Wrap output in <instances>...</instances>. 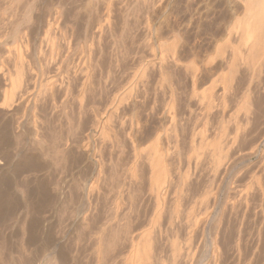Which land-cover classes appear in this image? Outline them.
<instances>
[{
	"label": "bare ground",
	"instance_id": "1",
	"mask_svg": "<svg viewBox=\"0 0 264 264\" xmlns=\"http://www.w3.org/2000/svg\"><path fill=\"white\" fill-rule=\"evenodd\" d=\"M69 1H71L73 5L75 1V6L78 7L76 5V0L73 1L69 0ZM239 1L243 3L242 19H238V18L236 19L233 16L231 17V20L233 18L234 19L232 21L230 20L231 22L229 21V24H227V26L224 27L220 39L215 41L212 50L209 53L207 51L208 54L206 58H204L203 64L200 61L199 62L201 64L197 63L198 61H195L197 56L195 60L191 59L189 62L186 61L187 63L185 64H180L181 60L176 57L177 54L175 56V53H173L175 51H173L172 45H168L165 54L161 56L158 62L156 61L155 63L154 60H151L152 62L148 61L147 63H144V65H142L143 66L142 70H140L141 73L138 75L137 79H135L136 77L134 78L131 77L134 79L132 81L129 79L130 78L129 77L128 79L132 82H130L124 89L121 88L120 90L119 88L121 86L123 87V85L116 88V90L119 88L120 91L119 90L118 91L120 93L118 91H114L115 89L113 90L114 94L116 95L112 94V96L113 95L114 96L112 99H110L109 102L110 106L108 105L109 108L106 106H105L106 109L103 108L105 111L104 113L103 112L99 113V111L94 110L95 108L93 107V105H95L96 107L97 104V101L96 104L93 103H95L94 101L97 99V98L95 99V97L98 96L96 91L98 90L99 85L103 87L102 84H105L104 82L105 80L102 81L101 78L99 79L102 81V84H98L101 83L99 79H96L99 80V82L93 79L94 76H96L95 70H97L98 68L100 71L102 67L99 68L98 66L103 65L102 62H101L102 65H99L100 63L99 64L97 63V59H91L92 53L96 54L98 51H96L95 53L94 51L89 50L91 56H89L87 53L86 55H88V58L85 55L83 56H85L86 58L82 57L83 58L82 59L81 57H79L80 60L78 59L79 62L76 63L78 65L75 67V71H74V67L71 66L73 72L72 70H70L71 72L69 71V69H71L70 67L69 69H67L66 66L67 64L64 65V71L65 68L67 69L65 72L61 71L63 70L61 68H63L62 64L64 63H62L61 65L59 64L60 65L59 67L58 65H56L58 62L56 58H58L59 54L63 50L61 49L62 51L60 52V49H57L58 42L56 41L57 43L55 44L54 40L56 36L63 39V36L61 35L60 37V34L62 33L64 34V32H59L58 30L63 31L62 29L59 28H61L62 25L64 28L68 21H70V23L71 21H73V19L77 16L74 15L77 14V10L79 7L76 10V8L72 5V3L70 2L67 3L69 4V6L72 5V7L75 8L76 13L73 11H72L73 15L71 13H67L66 16L70 14L69 17L71 18L72 15L74 18L72 17L71 20H68L69 17H67L68 19L67 18L66 19L68 21L66 23H65L66 21L65 14L67 11L65 9L66 8L65 0L63 1L65 4L61 2L59 3L57 2L54 8H52L51 10L49 9L50 11H48L45 8L49 14L47 16L48 20H46L47 28L46 27L45 28L48 29L49 31L55 28H56L55 30L58 29L57 31L59 33L58 34L59 36L55 35V38H53L52 36V38L49 40L48 44L50 45L49 46L50 50L48 47V51L46 52L42 51L44 54H42V52L40 51L39 52L44 56L43 57L44 59L46 58L45 63H47V59H49L51 62L49 66H52L51 68H53L52 63L54 62L55 67H58L54 69L55 70L60 69V71L63 72L66 76L62 75L61 72H60L61 74L59 73L56 74V76H52V77L48 75L49 79L45 80L46 81L45 82L43 80L44 78H42V75H39L40 79L42 78L38 83L39 84L38 88L41 87L39 88L40 90L36 91L37 92L36 95L34 94L32 95L31 93H28V90L31 91L33 89L30 88L31 89L30 90L29 87L32 86L34 87L35 85L34 79L36 78L33 75L37 73V71L33 73L32 69L34 67L33 66L31 67L29 65L30 62L28 63V65H25L27 63H23L24 60L23 57L26 56L25 55L26 53L25 54L23 53L24 51L23 52L21 51L24 54L23 56H21L22 53H20V51L16 52L17 61H16V65H15L16 67L14 73L12 72V74H10L8 71L6 72L7 74L5 72H4L5 74L0 73V97H1L0 118L2 119L1 121L2 125L8 124V127L12 129L13 133L15 132L14 134L16 135L18 134V136L24 135L23 129L25 127H29L30 137H28V133H27L26 135L28 138H26V140L28 143H30V145L34 147H38V149H41L42 151L44 150L47 151L48 150L47 147L50 148L49 146H52L50 148L52 149L51 151L54 152L55 150L56 154L59 156L58 157L55 155L57 158H59L58 159L59 165L55 167L56 172L59 173V176H57L56 180H53V182L51 183L52 184L51 191L56 192L63 202V206H62L63 211L59 212L57 217H59L58 221L60 220L62 221L63 220L62 218L64 217L63 220L64 222H62L64 224L62 225L61 222H58L57 225L59 226V229H57L55 231V234L53 235L51 231L53 230V227H51L52 222L46 219L42 227V235H43L42 245L37 246V244H35L34 242L32 236L33 234L32 235L30 234L31 232L30 227L33 226V225L31 226V223L33 224V220L32 221L30 220L29 222V220L26 218L23 224L20 225L23 229L22 232L24 236L23 238H25V240L27 241L26 244H28L29 246L28 249L27 247L25 248L23 245L24 244L23 242L25 241L22 240L23 244L21 245H23V250L25 249L26 251L27 249L28 251L27 253L28 255H26L25 253V256L28 257H26L27 258L26 261L25 259H23L24 262H27V264H254L257 262V264H259L257 261L259 260V258L255 262L256 259L255 258L256 253L254 251L255 248L253 249V247L251 246L246 247V245H244L245 242L247 241V240L245 241L244 238L248 239L245 235H249V234H244L243 217L245 218V214L247 212L249 213L251 212V214L249 215L252 216V213L254 211L255 214L254 213L253 214L256 215L257 218L254 219V217L253 216L252 217L253 220L256 221L258 220L257 233L256 232L255 233L259 240V238L262 237L261 236L262 232H264V181H263L264 180V149H263L264 148V0H239ZM109 2L110 0H87L85 4V9H83L86 10V12L85 11L84 12L88 13V16H91L90 14H92L94 10H97L96 6L98 5V3L102 5V8L103 10H105V12L103 13V15L101 14V17L106 23L104 22V24H99V23L96 24L97 26L99 25L98 28H96L98 29L99 33L101 32L103 33L104 28H106L105 24L109 23L110 21V20L108 21L110 16L109 12H111L109 11L108 8L109 4L111 3ZM38 3H39L38 0H34L27 7L26 10L27 12L25 15L33 13L35 7L39 8V6H37ZM143 3L144 4H142V6L145 5V2ZM80 4L81 3L79 2L78 5ZM72 7L67 8V10L69 9L68 12H71L70 9ZM37 9H35V11ZM36 12L38 13V10ZM80 12H82V10ZM126 12L127 11H125V13ZM3 13H5V11L2 12L1 14ZM21 16H23V14ZM136 19L137 18H135V20ZM87 21H89V19ZM132 22H134V20H132ZM136 22H139V19ZM146 22L150 24L148 21ZM67 24H68V28L67 27L65 28H67L68 30L71 27V25H69V23ZM133 26L135 25L133 24ZM34 29L36 28L34 27ZM138 29H139V25H138ZM71 30L68 31L71 32ZM53 31L54 30H52V32ZM238 31H240V34L238 36V45L236 47H230L229 51H226L227 43L229 41H232L233 36H235ZM66 32L64 36L65 39L63 41L68 42L67 41L68 38H66L68 34ZM95 32H97V30H95ZM54 33L55 32H53V35ZM50 35L51 34H48L49 38L51 37ZM101 35L102 34L99 35V38ZM59 38H56V40H58ZM95 38L96 37H94V39ZM100 39H102V36ZM58 45H59L58 48H60L61 45L60 42ZM55 46L57 51H55L56 50ZM101 52L100 54L103 53ZM61 55H63V53ZM61 55L59 56L61 58H58L60 60L62 59ZM101 56L100 58H102ZM65 57L66 59L63 60V62H66L68 61V59H70L67 57V55H65L63 58ZM97 57L95 56L94 58ZM192 57L194 58V56H191V58ZM119 58L121 59L122 57ZM30 60L32 61V58ZM73 61L75 62V60ZM50 62H48V64ZM43 63L42 65H39L42 66V68L43 65L45 64ZM114 63L117 64V61ZM155 64L157 65L156 69L159 72L158 73L159 75L157 73L156 74L158 75V77L160 76V79L161 78L163 79L165 75H167L165 78L169 79L175 74H177V73L174 74L170 73L172 71L171 69L172 67L174 68V70L178 69L177 72L182 70V73L180 72L181 73L180 75L182 77L181 76L180 78L177 77L179 76V74L175 75L176 79L175 80L173 79L174 80L173 83L168 82V86L166 82H164L167 90L164 88L165 86H163L162 88H164L167 91L166 93L169 99L168 101L165 100L167 104L164 107H161L163 108L162 110L159 109V106L157 109L161 111V114L159 113L161 118L167 117L168 122L167 121L166 122L169 124V126L167 127L172 131H174V136L172 137L175 143L171 142V144L173 143V146L177 145L179 143L178 142L179 140L181 141V139H179V137L181 136L180 133L183 134L186 131L185 130L186 123L189 121L190 124L192 125V121L194 122L192 126H188L190 127L189 129L190 133L188 131H186V133L190 138L188 139L190 144V152H191V154L189 155H192L191 157H194L195 159H192L194 160L192 161L190 160V158L189 159L186 158L188 161L187 163H185L187 165H185L186 169L183 170L185 171L183 173H181V171L179 172L178 169L174 167L175 166L174 162H176L175 159L179 153L171 152L169 148L166 147L165 149L163 145L162 147L164 148L161 147L160 140L162 135L160 134V132L157 131L154 132L150 138H148V135H145L147 136L146 137L147 139L151 140L149 141L150 144L144 150L138 151L139 147H137V139L141 132L139 127L140 123L138 122L139 120H136L135 118L136 113L133 106V104H135V102L137 101L135 102L133 101V104L131 105L133 107L128 108L131 109L130 114L126 113L123 109H121L126 113V115L129 114V117L128 116L126 117L125 114H124L125 116L122 114L121 115L122 117H118V119H116L117 118L116 115L118 114L119 111H121L120 107L122 106V104L124 105V103H127V101L132 98H136L137 100V98L139 97L138 100L140 101L141 99L140 97L141 96L143 97L142 92H144V90L147 89L149 83L147 81L148 78L147 76L150 75L149 79H152V81H154L153 79H155V78H150L151 75L153 74H150V72L148 71V69H151L150 71L152 72V69L155 68L156 66ZM45 65L46 66L44 68L49 69L47 64ZM200 65H203V67L200 68ZM107 66L108 64L106 65V67ZM42 68L40 67L39 70L41 71L43 70V72H45L44 69ZM105 68H103L104 72L106 70ZM34 69L37 70V68ZM170 69L171 71H169ZM241 70L244 71L247 70V74L242 75L243 73ZM57 71L59 72V70ZM147 71L149 73L145 75ZM104 72L102 74L103 79L106 78V76L104 77L105 74ZM117 72L120 71L118 70ZM168 72L171 75V77L168 76L169 75ZM70 73L71 74L73 73L74 75L73 74L72 75L74 77L77 76L76 74L78 73L80 78L79 76H77V78H79L80 80L77 79L76 77L75 78L81 81L80 82L81 87L79 86L80 89L77 87L78 92L76 89V91H74L76 92V95L71 97H69L68 94L69 87L71 86L70 82L74 79L75 81L73 80L74 82H72L74 84L77 80L74 77H71L72 75ZM39 74H43V73H39ZM60 75H62L63 77H61ZM97 75L100 76L101 74L99 75V73H97ZM132 75H134V73ZM107 76H108V72H107ZM110 77H108V79L106 78L107 79L106 82H111L109 81V79H111ZM46 78L48 77L46 76ZM165 78L163 79L164 81L166 80ZM157 79L155 82L152 83L155 84L157 82L156 83L157 85L159 83L158 82L159 80ZM170 80L172 81V79ZM94 81L97 83L98 88L96 87V83H94ZM28 82L30 83L28 84ZM152 83L149 84L152 85L153 87ZM159 85L160 84H158L157 86L159 87ZM181 85L185 87L184 93L183 91L182 92L180 91L181 90L180 88L182 87ZM105 86L106 85H104V87ZM160 86H162V84ZM104 87L101 88L102 90L100 88L99 89L103 91ZM107 88L108 87H106L105 89L107 90ZM105 89L104 91H106ZM159 90L162 91L160 87ZM168 90H169V94H168ZM55 91H59L58 93H62L61 95H63L62 96L63 99H61L62 101H57V99L62 98L59 97L60 95L58 96L59 98L56 99L57 102H60L59 104L60 106H58L59 108L57 107L59 109L58 111L59 115L57 114V111H55V109L57 108L54 107V104L51 101L53 100ZM154 94H156V92H154ZM104 95L105 94L103 93V96ZM148 96L146 95L145 99H147ZM106 98L107 97H105V99ZM142 99H144V97ZM45 100L46 102L48 100L49 104L50 103L53 104V105L51 104V106L55 108V109L53 108L54 111L56 112L55 116H59V118L63 119L65 121V127H66L64 132L63 131L61 133L59 132L60 134L53 132L57 136L54 135L55 137H52L53 139L51 141V144L50 145L48 144L49 146L47 145V142L49 143L48 139L45 138V140L47 139L45 144V140L43 137L44 135H42V131L46 132V130L43 129L45 128L46 125L45 119H47L45 114L46 112L44 110L45 105H39L45 102ZM131 101H129L130 104ZM141 101L143 102V100ZM69 102L73 103L75 107L68 105ZM99 102L101 103V101ZM69 106L76 109L74 110L72 108L73 109L71 110L72 115L71 114L69 115V112H67V108ZM159 110L158 112H160ZM72 111H75V114H73ZM90 111H93L94 113L95 111L98 112V114L95 113L98 116L99 114L102 113L105 118L97 119V117L95 116L96 117L95 120L93 119V117L91 118L92 122L91 119L89 118L91 122L90 127L89 124L87 127L86 126L84 127L83 126L84 121L82 122V120H85L84 118L88 116L87 113H89ZM89 114H91V112ZM23 115L25 116L24 118ZM101 116L102 115H100V117ZM239 116L241 117L240 120H239ZM86 122L88 123V121ZM87 123H85L84 125H87ZM159 125L161 124L159 123ZM116 128L119 129L118 132ZM51 131H56V130H50L48 131V133ZM211 132H212V136H211ZM207 133H210V136ZM165 134L167 133H164V136ZM179 134L180 136H178ZM172 137L168 139H171ZM186 138L187 136H185V139ZM23 139L25 140V138ZM95 139L97 140L94 141ZM144 140L143 142H145ZM97 141H98L97 144L94 143ZM182 141H184V139ZM20 143L22 144V141ZM126 144L127 145L129 144L128 146L130 147L128 148L129 150L128 149L127 150L130 151L131 149L133 151L131 152L133 153L132 154L133 158L129 165L122 164L120 162L121 159H124L123 156L125 155L123 154V151H125L126 148L128 147ZM106 145H108L107 147L109 148L106 149L108 150L112 149L114 154L115 155L117 154V159L119 156H122L121 159L119 160L116 159L115 161L116 156L113 157L112 155L113 157L112 158L110 156L111 151H109L110 152L108 153L110 154L109 156L112 159H114L112 160L110 158V160L112 161L108 160L109 162L107 163L108 165L111 164L110 167L108 165H105L104 167V164H106V162L103 163L102 162L103 160L101 158L102 156L101 154L104 152V151L102 152V148H104ZM179 147L182 146L180 145ZM93 148H94V152H92ZM172 148L175 151L177 146H175V148L174 147ZM90 151L92 153H90ZM142 151H145L143 152L145 154L143 157H142L143 154L140 155ZM96 153L97 156L100 157L99 159L102 161L99 160L101 162L100 163L97 160L95 163V167L93 166L97 170L95 178L88 179L82 177L81 179L80 177L79 179L77 178L75 179V177L73 176V168L75 167L72 166L73 160L69 161L71 157L70 155L72 154L76 156L79 155L80 157H84L86 160H90L91 157H93ZM257 155L260 156L262 159V161L260 162V160L257 158L260 162V166L257 165L256 168L259 167L260 172L258 174L256 172H255L256 174L253 173L252 177H250L252 180L251 181L249 180L250 182L248 185H245L244 187L245 190H244L242 189L243 187L242 188L239 187L242 184H236V178L238 177V176L236 177V175L241 167L243 168L244 166L245 169V165H247V162H249L252 156L256 157ZM78 157H76V159ZM187 157H189L188 153H187ZM178 159L181 160L180 157ZM259 162L257 161L255 163L259 164ZM180 163L179 165H181ZM143 166H145V168ZM107 167H108L107 170L108 172L105 171ZM182 167H179V170ZM16 169L17 168L16 167L14 168L13 166H6L5 168L0 167V175L1 173H3L2 171H6L9 172V175L10 177H12V179L16 178V175L18 173L15 172L18 171ZM251 172L252 171H250L249 173L252 174ZM243 174L245 173L243 172ZM144 183H146V187L144 186L145 185ZM236 185H238V187L242 190L238 191V188L236 189L237 187ZM18 189H16V187L15 189H9V190L4 189V192L10 194L9 196L14 197V194L15 195L16 193L20 194V192L22 191L21 190L19 192L20 189L19 190ZM31 192H32L31 198L34 201L36 190H31ZM0 196H5V195L2 193ZM0 198H2L3 201L5 200L6 205L9 204V206L11 205L10 202H13V201H9L10 198L8 196H7L8 200L6 198L4 199L3 197ZM146 198L148 199V201L152 203L151 204L152 209L151 211H149L150 212L149 215L147 213V211L149 210L148 207L147 210L145 209L146 206H144L146 204L145 202L147 200ZM184 200H185V204L184 203L183 204L186 205L187 207L185 206V208H182L183 206H181V204L182 202H184ZM2 203H0L1 208L2 206L5 207V204L3 205ZM148 203L149 202H147V204ZM31 206L33 207V205ZM28 208H30V206H28ZM30 210L32 212L31 208ZM29 213L27 215L30 216ZM239 213L242 214L241 218H239L240 216L238 217ZM225 214L228 215V216L226 215L227 221L224 220ZM8 216L11 215L8 214ZM33 216L31 217L33 218ZM231 216H235L236 218L238 217L239 224L237 226H230V224L234 223V222L233 223L230 222L232 220ZM247 217L250 218V216L248 215ZM246 219H244V221H246ZM234 224L236 225V223ZM245 224L246 223H244V225ZM250 224L252 223L250 222ZM2 232L0 233L2 234ZM180 232H182V234L180 235L183 237H180V235L179 237L182 240L181 239L178 240L179 239L178 234ZM252 233L254 234V232ZM29 235H31L32 237ZM233 235H235V238H233ZM5 236L7 237V235ZM227 236H229V238H227ZM8 240L10 239L8 238ZM67 240H69L68 242L70 245L66 244L68 243ZM261 240L262 241L260 242L262 248L263 246L262 244L264 243L263 242L264 240L263 239ZM256 244H259V241L256 240ZM4 245L1 246L2 249ZM65 245L68 246L69 250L66 247L68 251L65 249ZM247 245H248V241H247ZM20 251L18 253H20ZM262 253H263L262 254L263 257L261 258V260L264 258V251H262ZM20 254L22 255V253ZM12 255L14 254L12 253ZM20 259H18V261H22ZM8 263L10 264L9 261ZM20 263L22 264L23 262ZM262 264H264V262Z\"/></svg>",
	"mask_w": 264,
	"mask_h": 264
},
{
	"label": "rangeland",
	"instance_id": "2",
	"mask_svg": "<svg viewBox=\"0 0 264 264\" xmlns=\"http://www.w3.org/2000/svg\"><path fill=\"white\" fill-rule=\"evenodd\" d=\"M4 1H5V4H4ZM33 1L34 0H29V1L28 0H9V2H10L9 3L8 0H1V2L3 4L0 2V70H1L0 73L3 74L4 72L6 73L7 71L10 74H12V72L14 73L15 67H16L15 65H16V61H17V59H16V52L17 51H20V53H22L24 51L23 53L24 54L26 53L25 54L26 56L23 57L24 60L22 58L23 63H27L25 65H28V63L30 62L29 65L31 67L33 66L34 68H37V70H35L33 68L35 71L32 69L33 73H35L37 71V73H35L33 75L36 78V79H34L35 80L34 83H35L36 86L34 85V87L33 86L32 87H29V89L30 88L31 89L33 88L32 90L34 92L31 89H30L31 91L28 90V93H31L32 95L33 94L36 95V93H37L36 91H39L40 90L39 88H41V87L38 88V86H39L38 83H39V81L42 78H44L43 79L44 81L45 80H48L49 79V76L48 75H50V77L56 76V74H59L61 71L65 72L67 69H69V67L71 68V69H69V71L72 70V72H73L72 67H74V71H75V67L78 65L76 63H78L79 60H80L79 57H81V58L83 57L84 58L86 56L88 58V55L91 56V54L89 53V50L90 51L92 50L95 53H96V51H98L97 52L98 55H97V53L94 54V53L91 52L92 53L91 59H97V63L98 64L100 63L99 65H102V63H103V65L102 66H98L99 68L102 67L100 69V71H99L98 68H97L98 71L95 70L96 71L95 72V75L96 76H94L93 79L96 80V79L101 78L102 81L105 80L104 81L105 84H102V81L99 79L101 83H98V84H102L103 87H104V85H106L104 87V89L106 87H108L107 90L105 89L108 93L106 91H104V89H103V91H101L102 90L101 88H103V87H101V85H99V88L101 89L100 90L97 87V83L94 81V83H96V87L98 88V90L96 88V90H97L96 93L98 94V96L96 94L97 97H95V99L96 98L97 99L94 101L95 103H93V104H96V101H97V104H96V107H95V105H93V107L95 108L94 110L99 111V113L100 112H103V113L105 112L104 109H106V107H108V105L110 104L109 103L110 102V99H112L113 96L116 95L113 92L114 89H115L114 91H118L119 88H120V90H121V88L124 89L130 82H132L134 80L133 79L134 77H136L135 79H137L138 75L141 73L140 70H142V68H143L142 65H144V63H147L148 61L149 62H152L151 60H154L155 63H156V61L158 62L159 59L161 58V56H163L165 54V52L167 50L166 48H167L168 45H172L173 51H175L173 53H175V56L177 54L176 57L179 58L181 60V62H183V63H181L178 60L180 62V64H185V63L189 62L191 59L195 60L196 56H197L198 59L196 58L195 61H198L197 63L202 62V64H203L204 58H206L207 54L212 50L215 41L220 39V37H221V35L223 33V30H224V27L227 26V24H229V21L231 20V17L233 16L236 19L237 18L238 19H242V17H243V3L240 2L239 0H110L111 3L109 2L110 4H109V7H108L109 8V11H111V12H109L110 16H109V19H108V21L109 20L110 21H109V23H107L108 25L105 24L106 25V28L107 27H109V28H107V29L104 28L103 33L104 32L105 33L103 34L102 32L99 33L98 32V29H96L99 26V25L98 26L96 25L97 23L104 24V22H105L103 20V18L101 17V14L103 15V13L105 12V10H103L102 5L100 3H98V5L96 6V9L97 10H94L93 11L94 13L92 12V14H90L91 16H88V13H85L86 10H83V9H85V4H86L87 0H82V1L81 0H76V5L79 8L81 7L80 9L75 6V1H74V5H73V3L68 0L76 8V10H77V8L80 11L82 10V12H80V11L77 10V14H75L76 13L75 8H73L72 5L69 6V4H67V3H69L67 0H65L66 1V4L63 2L64 0L63 1H60V0H38L39 3H38L37 6H39V8L38 7H35L34 10H33L34 12L32 11L33 13L28 14V15H25L26 12H27L26 11L27 10V7ZM57 2L58 3L61 2V3L65 4V6H66L65 9H66L67 12L65 14V20H66L65 23L68 20H71L72 19V17H73L72 16L73 15L72 13L73 12H75L74 13L75 14L74 16L77 15L75 17L76 19L73 17L75 20L73 19V21H71V23H70V21L67 22V23H69V25H71V27L69 26L70 28L68 29L69 31L72 29L71 32H69L67 30V28H68V24L67 23L65 25V27H67V28H65V27L63 28V25H62L63 23L61 24L62 27L60 25L61 28H59V29H62L63 31L58 30V29L57 30L59 32H64V34L63 33L60 34V37L62 35L63 36V39H61V38H59V37L56 36V38H59L58 40H56V38H55V35H58L59 34L58 31L55 30L56 28L55 29H52V30H54L53 32H55L54 35H53L52 30H50L51 31L50 32L48 29H46L47 28L46 20H48V17L47 16L49 15L48 14V11H50L52 8H54V6H55V4H57ZM79 2L82 5L81 4L78 5ZM143 2H145V5L142 6V4H144ZM148 5L149 6L151 5V6L149 7ZM153 5H154V7H153ZM144 6H145V8H144ZM70 7H72L70 9L71 12H68L69 9L67 10V8H70ZM41 8H42V10H41ZM4 9H6V10H4ZM35 9L38 10V13L36 12L37 10L35 11ZM4 11H5V13L1 14ZM125 11H127V12L125 13ZM144 11H146V12H144ZM67 13H71L72 14L71 15V18L69 17L70 14L68 16H66ZM145 13H146L147 16L145 15ZM22 14H23V16H21ZM42 14H44L45 17ZM92 15H93V17H92ZM20 17H22V18H20ZM67 17H69V19ZM133 17H135L137 19L135 20V18H133ZM131 18H132V20H134V22H132ZM88 19H89V21H87ZM138 19H139V22H136V21H138ZM32 20L33 21L36 20V21L33 22ZM41 20H43V21H41ZM146 21H148L151 25L148 24ZM72 22H74V23H72ZM143 22H145V23H143ZM35 23H36V25H35ZM29 24H31V25H29ZM133 24L135 26H133ZM94 25H96V26H94ZM138 25H139V29H138ZM34 27L36 29H34ZM131 27H133V28H131ZM142 28L144 29V31H143ZM140 29H142V30H140ZM95 30H97V32H95ZM56 31H57V34H56ZM66 31H68V32H66ZM47 32H48V34H51L50 35L51 36L50 38H49ZM65 32L68 34V36H66V38H68L67 39L68 42L70 41L69 43L66 42V41H63L65 39V37H64L65 36ZM94 33L95 34L97 33L98 35L97 34L95 35ZM148 33H149V35H148ZM100 34H102L101 35L102 36V39H100L101 36L99 38V35ZM239 34H240V31H238L236 33V35L233 36L232 41H229L227 43L226 51H229V48L230 47H236L238 45V36H239ZM146 35H148V36H146ZM52 36H53V38H55V40H54L55 41V44L57 42H58V44H59V42L61 44L60 45V48H58L59 45L57 44V49H60V52L62 50L65 52V53L63 51L61 53L59 52L60 53V54L58 53L59 56L63 53V55L64 54L67 55L68 58H70V59L72 58L71 59L72 61L70 59H68L69 62L66 61L68 63L71 62L70 64H68L66 62H63V60L66 59V57L63 58L65 55L64 56L61 55L62 56V59L61 60L58 59V58H61L59 56H58V58H56V60L59 62L58 63L56 61L57 62L56 65H58V67L62 63H64V64H62L63 68H61V69H63V70H61V71H60V69H56V70L54 69V68H58V67H55L54 62L52 63L53 64V68H51L52 66H49L51 64V62H50L49 59H47V63H45L46 62L45 61L46 58L44 59L43 58L44 56L42 55V54H44L43 52L48 51V47L50 46L48 43H49V40L52 38ZM93 36L96 37V38L94 39ZM97 36H98V38H97ZM47 38H49V39H47ZM93 39H94V41H93ZM46 40H48V41H46ZM45 45H47V46H45ZM68 46H70V47H68ZM99 48H100V50H99ZM55 49H56V46H55ZM57 49L55 51H57ZM49 50H50V47H49ZM39 51L40 52L43 51L42 54H40ZM101 51L104 53V56L105 57L103 56V53ZM207 51H208V53H207ZM100 52L102 54H100ZM23 53H22L21 56L24 55ZM87 53H88V55H86ZM117 53H119L120 55L117 54ZM204 54H206V55H204ZM83 55H85V56H83ZM93 55H94V57L95 56L97 57L99 55L100 56L102 55L101 57L104 58V59L100 58V56L97 57V58H94ZM113 55H114V57L116 55V57H115L116 60L114 59ZM191 56H194V58L193 57L191 58ZM119 57H122L121 58L122 60ZM31 58H32V61L30 60ZM43 60H44V63L47 64V66L49 67V69L47 68L48 70L44 68L46 65L43 63ZM73 60H75V62ZM116 61H117V64L119 62L120 65L119 64L117 65L116 63H114ZM32 62L34 63V65H33ZM48 62H50V63L48 64ZM42 63L44 64L43 65V68H42V66H39V65H42ZM65 64H67L66 65L67 66V69L65 68V71H64V65ZM107 64H108V66L106 67ZM40 67L42 69H44L45 72H43V70L42 71L39 70ZM201 67H203V65H200V68ZM103 68L106 69L105 72H104V69ZM116 68L120 72H117L118 70ZM156 68H157V65L155 66V68L152 69V72L150 71L151 69H148V71L150 72V74H153V75H151L150 78H155V79H153L154 81H152V79H149V76H150L149 75V76H147L148 77L147 78V81L149 83H152V82H155L157 78H159V79H157V80H159L158 81L159 82L158 84H160V85L162 84V86L159 85V87L162 89L163 93H162V91L159 90V87L157 86L158 84L156 85L157 82L155 84L152 83L153 84V87H152V85H150L148 83V86H147V89L148 90L145 89L144 90L145 93L142 92V95H143L144 99L146 98V95L148 96V94H149V96L147 97V99H145V100L142 99L143 98L142 96L140 97L141 98L140 101L138 100L139 97L137 98V100H136V98L129 99L127 101V103L130 104L129 101L132 100L131 101V104L130 105H128L127 103H124V105L122 104V106H125V107H122L121 106L120 107V110L123 109L126 113H129L130 114L131 113V109H128V108L129 107L132 108L134 106V110H135V113H136L135 118H136V120H139L138 122L140 123V125H139L140 132L142 133V134L141 133L139 134V137H138L139 140L137 139V147H139L138 148V151L144 150L150 144L149 141H151V140L150 139H147L146 138L147 136H145V135H148V138H150L151 135L154 132H156V131L157 132H160V134L162 135L161 136V140H160L161 141L160 142L161 143V147L163 145L165 147V149L167 147V148L170 149L171 152L179 153L178 156L175 159L176 162H174L175 163L174 164L175 165L174 167L177 168L179 172L181 171V173H183V172H185L183 170L186 169V166L185 165H187L185 163H187V161H188L186 158H188V159L190 158V160L195 159L194 157H191L192 155H189V154H191V152H190V144H189V141H188V139H190V138L188 137V135L186 133V131H188L190 133V131H189L190 127H188V126H192L194 122L192 121V125H191L189 121L187 122L188 124L185 121V123H186V129L185 130L186 131L183 134L180 133L182 137L180 136V134L178 135V136H180L179 139H181V141L178 139L179 140L178 141L179 143L177 142L178 143V144L176 143L177 145L174 144L175 146H177L176 149H178V150L180 149V150L178 151V150L175 149V151H174V149L172 148V147L175 148V146H173V143H175V141L173 140V137H172V136H174V131H172L171 129H169L167 127V126H169V124L167 123L168 122L167 117L166 118H164V117L161 118V116L159 115V113L161 114V111L160 110L163 109L161 107H164L167 104L166 101H168V99H169V97H167L168 96L167 93H166L167 92L166 91L167 88H166L164 82H166L167 86H168V82H170V83L172 82L173 83L174 80L176 79V76L175 75L179 74V76H177V77L180 78V76H181L180 74L182 73V70L178 71L179 72L178 73L177 72L178 69L177 70L175 69L176 70L175 71L174 68L172 67L171 68L172 71H175V72H172L171 69H170L169 70V71H171L170 73H173V74L174 73H177V74L174 75L175 77L174 76L171 77V75L168 72V74H169L168 76L171 77V78L168 77L169 79H167V78H165L167 75H165L164 78L166 80L164 81L163 80L164 78L163 79L162 78L160 79V76L158 77V75H159L158 73L159 72H158V70ZM53 69H54V71H53ZM57 70H59V72ZM101 70H103V71H101ZM52 71L55 72V73H53ZM121 71H123V72H121ZM148 71H147V73H145V75H147L149 73ZM241 71L243 73V74L241 73L242 75H246L247 74V70L246 71L241 70ZM51 72H52L53 75L51 74ZM63 72H61L62 75H65ZM103 72L105 73L104 74V77L106 76L107 79H108V77L111 76L110 77L111 79H109V81H111V82H106L107 81L106 78L103 79V75H102ZM107 72H108V76H107ZM39 73H43V74H39ZM47 73H50V74H47ZM97 73H99V75L100 74L101 75L98 76ZM133 73H134V75H132ZM122 74H124V75H122ZM39 75H42V78L41 79H40V76ZM62 75H60V76L63 77ZM73 75L71 77H74ZM76 75L79 76L78 73ZM46 76L48 78H46ZM77 76H75V77L77 78ZM152 76H154V77H152ZM131 77H133V78H131ZM38 78H39V80H38ZM79 78H80V76H79ZM79 78H77V79H79ZM128 78L130 80H132V81H130ZM170 79H172V81ZM73 80L70 82V85L73 88L71 86L69 87V92H68L69 97L76 95V92H74V91H76V89H77V92H78L79 86L81 87V83H80L81 81H79L80 79L77 80L74 84L72 82H74L75 80L74 81ZM99 80H96V81L99 82ZM45 82H43V83H45ZM29 83L30 82H28V84ZM79 83H80V85H79ZM109 83H110V85H109ZM114 85H116V86H114ZM121 85H123V87ZM119 86H121V87H119ZM163 86H165L164 88L166 90L164 88H162ZM117 87H119V88L116 90ZM157 88H158V90H157ZM163 89L165 90V92H164ZM180 89H181L180 90L181 92L182 91H183V93L185 92V87L184 86H182ZM147 91H148V93H147ZM150 91H151V93H150ZM58 92L59 91H55V93L58 94V95H56L54 93V96L55 97L53 96V100H51L53 102L55 108H57L58 106H60L59 105L60 102H57V101H62L61 99H63V97H62L63 95H61L62 93H58ZM154 92H156V94H154ZM103 93L105 94L104 96H103ZM112 94H114V95L112 96ZM150 94H151V96H150ZM162 94H163L164 97L162 96ZM168 94H169V90H168ZM58 96L59 97H62V98H59ZM102 97L106 101H104ZM105 97H107L108 99L107 98L105 99ZM157 97H158V99H157ZM159 97H161L162 100ZM57 98H59L60 100L57 99ZM100 98H101V100H100ZM165 98H167V99H165ZM56 99H57V101H56ZM98 99H99V101H101V103L98 101ZM141 100H143V102ZM157 100H158V102H157ZM133 101L134 102L137 101V102H135V104H133ZM45 102H46V100H45ZM45 102H43L42 104H39V105H45L44 110L46 112L45 114H46V117H47V119H45L46 120L45 121V124L47 126L45 125V128H43V129L46 130L47 134H46L45 131H42V135H44L43 136L44 137V140H45V138L48 139L49 143L47 142V145L48 144L50 145L51 144V141L53 139L52 137L57 136L54 133H57L58 134L59 132L60 133L62 131L64 132L65 129H66V127H65V121L63 119L59 118V116H55L56 115L55 114L56 113L55 111H57V114L59 113L58 112L59 111V109H58L59 107L57 108L58 109L57 110L53 106H51L52 103L49 104L48 100H47L46 104H45ZM132 104H133V106H131ZM68 105H71V106L75 107L73 105V103H71V102H69ZM89 105H91V104H89ZM50 106H51V108H50ZM71 106H69L67 108V112H69V115L71 114V110L74 109ZM97 106H100V107H97ZM158 106H159V109L160 110L157 109ZM53 108L55 109V111H54ZM74 110H76V109H74ZM123 110L119 111V112H122V113H119L118 112V114L116 115V117H117L116 119H118V117H122L121 116L122 114L123 115L124 114L126 115V113ZM152 110H153V112H152ZM158 110L160 112H158ZM93 111H90L91 114H89L90 112L87 113L88 116L86 118H84L86 121H88V123L85 120H82V122L84 121L83 122L84 124L87 123V125H84L83 124L84 127L85 126L87 127L88 124H89V127H90V124L92 122V119H91L92 117H93L94 120H95L96 117H97V119H101V118L104 119L105 118L102 113L99 114V116H98L97 115L98 112L95 111V113H97V114H95ZM155 111H156V113H155ZM149 112H151V113H149ZM72 113L75 114V111H72ZM129 114L126 115V117L127 116L129 117ZM100 115H102V116L100 117ZM155 115L158 116V117H156ZM24 117L25 116L23 115V118ZM89 118L91 119V122H90V119ZM240 118L241 117L239 116V120H240ZM159 120H160V122H159ZM1 121H2V119L0 118V123H1ZM198 122H200V121H198ZM159 123L161 125H159ZM141 124L144 125V126H142ZM6 125H7V127H6ZM6 125H2V123H1V126H0L1 127V129H0V167L1 168H3V167L5 168L6 166H13L14 168L15 167L17 168L16 170H18V171H15V172H18V173L16 175V178H13L12 179V177H10V175H9V172L2 171L3 173H1V175H0V195L3 193L5 196H0V197H3L4 199L5 198L7 199V196L9 198L11 197V196H9L10 194H8L7 192L6 193L4 192V189L5 190H9V189H15V187H16V189H18V188L20 189V190L18 189L19 192L21 190L22 191L20 192V194L19 193H16V195L14 194V197L12 196L13 198L12 197L10 198L9 201H13V202H10V204H11L10 206H9V204L6 205V201L4 200L5 201L4 202L3 199L0 198V201L2 199V201L0 203L4 202L2 204L3 205L5 204V207H6V210H5V207L4 206H2V208L0 207V218L2 216V218L0 219V232L3 231L2 234L0 233V238H1L0 241H1V243H3V244L0 243L1 244L0 245V249H1V251H0V256H1V258H0V260H1L0 261V264L1 263L2 264H9L8 261L10 262V264H21L20 262H23L22 264H27V262H24L23 259H25V261H26V259H27L26 257H28V256H25V253H26V255H28L27 254L28 253L27 249L29 248V246H28V244H26L27 241L25 240V238H23L24 237L23 236V233H22L23 232V229L20 226V225L23 224L24 220L26 218L29 220V222H30V220L31 221L33 220V224L31 223V226L32 225L33 226L30 227V229H31L30 234L31 235L33 234L32 236H33L34 242H35V244H37V246L42 245V240H43L42 227H43L44 222H45L46 219L47 220H50L52 222L51 227H53V230H51V231H52L53 235L55 234V231L57 229H59V226L57 225L58 222H61V223L64 222L63 221L64 220V217L62 218L63 219L62 221L61 220L58 221L59 220L58 219L59 217H57L58 216V213L63 211V207H62L63 206V202H62V200L60 199L59 195L56 192L51 191V187H52V184L51 183L53 182V180H56L57 176H59V173L56 172V168H55L56 166L59 165L58 164L59 163V160H58L59 158L56 157L58 155L56 154L55 150H54L55 154H54L53 151H51L52 149H50V148L52 146H49L48 145L50 148L47 147V149H48V150L46 149L47 151H45V150L42 151L41 149H38V147H34V146L30 145V143L27 142L26 138L30 137L29 127H25L23 129L24 135H21L22 136L21 137V136H18V134L17 135L14 134L15 132L13 133L12 129L8 127V124H6ZM187 127H188V130H187ZM10 129H11V132H10ZM116 129H117V132H118L119 129L118 128H116ZM50 130H56V131H51V132L48 133V131H50ZM153 130H155V131H153ZM148 132H149L150 135L148 134ZM27 133H28V137L26 135ZM164 133H167L169 135L165 134V136H164ZM207 134H209V136H210V133H207ZM184 135L187 136L186 139H185V136ZM211 136H212V132H211ZM170 137H172V138L171 139H168ZM23 138H25V140ZM21 139H23L24 141L21 140ZM47 139L45 140V144H46ZM183 139H184V141H182ZM96 140L97 139H95L94 141H96ZM143 140L145 142H143ZM21 141H22L23 146L20 143ZM171 142H173V143L171 144ZM94 143L97 144L98 141L97 142H94ZM180 145L182 147H179ZM107 146L108 145H106L104 147L105 149L102 148V152L104 151L103 152L104 155H103V153L101 154L102 155L101 158H102L103 161L99 159L100 157L97 156V153L93 156L94 158L91 157L90 160H86L84 157H80L79 155L78 156L80 158L78 156L74 155V154L70 155L71 157H70L69 161H72L73 160V163H72L73 165L72 166L75 167V168H73V176L75 177V179L76 178L79 179L80 177H81V179H82V177L88 178V179H91V178L94 179L95 176H96V172H97L96 168H94L95 167V163H96L97 160H98V162H100V161H102L103 163L106 162V164H104V167H105V165H108L107 162H109L108 160H110V158L112 157V155H113V157L116 156V158H115V161H116L117 154L115 155L112 149L108 150L109 148ZM164 147H162V148H164ZM106 148H108V149H106ZM125 148H124V150H125ZM128 148H130V147L128 146L126 148V150L123 151V154L125 155V156H123L124 159H121L122 156H119L118 159H117V160L121 159L120 162L122 164L129 165L130 162H131V160H132V158H133V156H132L133 153H131L133 151L131 149H130V151H128L129 150ZM186 148H189V149H186ZM30 149H32V150H30ZM49 149H50V151H49ZM165 149H163V150H165ZM92 150L91 151L94 152V148ZM188 150H189V152H188ZM91 151H90V153H92ZM105 151H106V154H105ZM109 151H111V155L108 154V153H110ZM40 152H42V153H40ZM143 152H145V151H142L140 153V155L143 154L142 157L145 155ZM187 153H188V156L189 157H187ZM75 156L78 157V158L76 159ZM203 156H202V158H203ZM179 157H180L181 160L178 159ZM257 158L260 160V162L262 161V159H261L260 156H258V155L256 157L255 156H252L250 158L249 162H247V165H245V169H244V166H243V168L241 167L239 169V172H238L239 174L237 173V175H236V177L238 176L236 178V184H242V185L244 184L243 186L242 185L239 186L240 188L243 187L242 189H244V190H245V188H244L245 185H248L249 182L252 180L250 177H252L253 173L256 172L258 174L260 172V168L259 167H258L259 169L256 168L257 165L260 166V162H259V160ZM112 160H114V159H112ZM112 160H110V161H112ZM256 160L259 162V164L258 163H255V162H257ZM192 161H194V160H192ZM180 162H182V163H180ZM176 163H178V164H176ZM179 163L181 165H179ZM77 165H78V167H77ZM110 165H108V166L110 167ZM143 167L145 168V166H143ZM179 167H182V168L179 170ZM107 170H108V167H107V169H105V171H107ZM174 171H175V169H174ZM250 171H252L251 172L252 174L249 173ZM78 172H80V173H78ZM243 172L246 175L243 174ZM75 173H77V174H75ZM82 175H84V176H82ZM237 179H239V180H237ZM237 181H239V182H237ZM144 184H145L144 186L146 187V183H144ZM236 186H237L236 189L238 188V191L239 190H242V189H240L238 187V185H236ZM2 189H3V191H2ZM31 190H36L35 197H34L35 198L34 201H36V202H34L32 200V198H31V195H32L31 194L32 193ZM22 192L23 193L25 192V193L23 194ZM22 194H23V196H22ZM36 194H37V196H36ZM145 202H146V204H147V202H149L148 204H150V205H148V204L147 205L146 204L144 205V206H146L145 209H147V207H148L149 210L147 209L148 211L147 210L146 211H147V213L149 215L150 214L149 211H151V209H152L151 208L152 207V205H151L152 203L150 201H148V199ZM183 203L185 204V200L181 204V206H183L182 208H185L186 205H184ZM31 205H33L34 208ZM7 206H9L10 208L7 207ZM28 206H30V208L32 209V212L33 213L31 212L30 208H28ZM11 208H12V210H11ZM3 211H6V212H3ZM9 211H11V212H9ZM28 213L30 214V216L27 215ZM253 213H254V211H253ZM253 213H252V216L254 217V219H256L257 217H256V215H254L255 213L254 214ZM8 214L11 215L12 218H11V216H8ZM33 214H34V216H33ZM249 214H251V212L250 213L247 212L245 214V218L243 217V222L246 223L245 225L243 223V231H244V234H249L250 235V236L249 235H245L249 240L246 239V238H244L245 241L246 240L248 241V245H247V241L245 242L244 245H246V247L247 246H249V247L251 246V247H253V249L255 248L254 249V251L256 253L255 254V258H256L255 259V262L259 258V260H257V261H258L259 264H262L264 262V260H263L264 258L261 260V258L263 257L262 251H264L263 250L264 249V243H263L264 241L262 242L263 243L262 244L263 245L262 248H261V242L260 241H262L261 239L264 240V232H262V235H261L262 237L259 238V240H258V238L256 236L257 226H258V220L257 221L256 220H253V217L251 215H249ZM35 215H37V216H35ZM226 215L227 214L224 215V218H225L224 220L227 219V216L228 215L227 216ZM247 215L250 216V218H248ZM14 216H16V217H14ZM31 216H33V218ZM231 217H232V220H231ZM231 217H230V220H231L230 222L231 223L234 222V223H236V225L233 223V224H230V226H237L239 224L238 217L241 218L242 217V214L239 213V215H238L237 218L235 216H231ZM246 218H248V219H246ZM244 219H246V221H244ZM249 220H250V222L252 224H250ZM253 222H255V223H253ZM63 224L64 223H62V225ZM250 225H252L253 227L250 226ZM20 227H21L22 230L20 229ZM32 228H33V230H32ZM253 228H254V230H253ZM8 229H10V230H8ZM252 232H254V234ZM180 234H182V232H180L178 234V237H179ZM5 235H7V237L10 240H8V238ZM31 235H29V236H31ZM180 237H183V236L180 235ZM180 237H179L178 240L181 239ZM227 238H229V236H227ZM233 238H235V235H233ZM253 239H255V240H253ZM22 240L25 241V242H23L24 244L22 243ZM256 240L259 241L260 246H259V244H256ZM68 241L69 240H67V242ZM8 242H9V245H8ZM11 244H13V245H11ZM21 244H23L25 248L27 247L26 251H25V249L23 250V245H21ZM66 244L68 245L69 242L66 243ZM2 245H4L3 246V249L1 248ZM66 247L68 248V246L65 245V249L67 250ZM68 250H69V248H68ZM19 251H20V253H22V255L20 253H18ZM258 252L261 253V254H259ZM12 253L14 255H12ZM10 254H11V257H10ZM19 256H20V258L22 256V258L20 259ZM259 256H261V257H259ZM18 259H20L22 261H18ZM254 264H257V262L254 263Z\"/></svg>",
	"mask_w": 264,
	"mask_h": 264
}]
</instances>
